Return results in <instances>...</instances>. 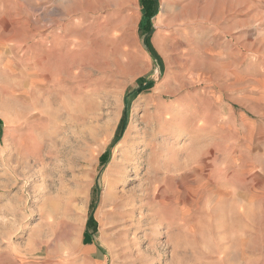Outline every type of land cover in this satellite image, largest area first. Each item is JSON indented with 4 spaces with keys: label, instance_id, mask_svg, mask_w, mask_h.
<instances>
[{
    "label": "rangeland",
    "instance_id": "1",
    "mask_svg": "<svg viewBox=\"0 0 264 264\" xmlns=\"http://www.w3.org/2000/svg\"><path fill=\"white\" fill-rule=\"evenodd\" d=\"M35 258L264 264V0H0V264Z\"/></svg>",
    "mask_w": 264,
    "mask_h": 264
},
{
    "label": "trees",
    "instance_id": "2",
    "mask_svg": "<svg viewBox=\"0 0 264 264\" xmlns=\"http://www.w3.org/2000/svg\"><path fill=\"white\" fill-rule=\"evenodd\" d=\"M125 117H126V114L124 113ZM124 116L121 118L119 124H118V128H117V136L119 137L120 136V133L121 131L123 130L124 126H125V122H126V118ZM89 222L90 224L92 223V219H91V215L89 217ZM90 224L88 226H90Z\"/></svg>",
    "mask_w": 264,
    "mask_h": 264
},
{
    "label": "crops",
    "instance_id": "3",
    "mask_svg": "<svg viewBox=\"0 0 264 264\" xmlns=\"http://www.w3.org/2000/svg\"><path fill=\"white\" fill-rule=\"evenodd\" d=\"M30 254V253H29ZM90 254H92V250H91V252H90ZM91 257V256H90ZM94 258H95V256H94ZM92 262H93V264H96V263H102L100 260H98L97 258L96 259H93L92 260ZM21 264H43V263H41V262H39V259H31V260H29V261H27V262H23V263H21ZM103 264V263H102Z\"/></svg>",
    "mask_w": 264,
    "mask_h": 264
},
{
    "label": "bare ground",
    "instance_id": "4",
    "mask_svg": "<svg viewBox=\"0 0 264 264\" xmlns=\"http://www.w3.org/2000/svg\"><path fill=\"white\" fill-rule=\"evenodd\" d=\"M90 252H91V249H87V250H83L82 254L84 255V257H88L91 255Z\"/></svg>",
    "mask_w": 264,
    "mask_h": 264
}]
</instances>
